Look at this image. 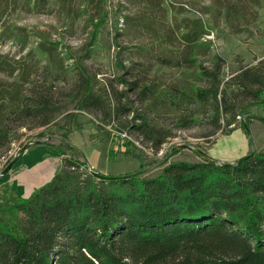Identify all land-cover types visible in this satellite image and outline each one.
<instances>
[{
  "label": "trees",
  "instance_id": "trees-1",
  "mask_svg": "<svg viewBox=\"0 0 264 264\" xmlns=\"http://www.w3.org/2000/svg\"><path fill=\"white\" fill-rule=\"evenodd\" d=\"M106 1L95 3L102 7ZM121 4L117 34L132 31L139 50L130 58H124L122 50L116 52L115 80L100 88L87 61L93 58L107 14L97 22L89 20L90 38L78 55L43 33L30 47L23 26L12 30L1 25L12 9L39 13L59 7L75 19L80 11L71 0H0V40L14 34L20 53L25 52L13 61L9 54H0V74L14 78L8 84L0 81V151L10 149L22 128L54 124L61 115L72 117V111L87 112L110 125L118 122L158 151L175 136L173 129L197 125L199 117H210L212 129L202 135L206 139L220 130L231 133L242 115L250 124V108L264 104V71L243 67L233 76L241 90H224L226 58L209 36L223 17L233 32L248 30L264 0ZM132 4L137 12L126 11ZM149 44L158 51L148 50ZM36 56L50 68L49 88H39L30 78V61ZM23 59L28 61L21 63ZM166 69H174L177 77L162 76ZM68 73L72 90H52ZM26 85L29 90H24ZM170 116L173 129L159 122ZM63 129L61 137L69 140L68 124ZM54 148L62 163L51 180L29 196L14 189L3 200L0 264H264V148L238 165L209 157L177 160L165 163L154 176L138 173L106 180L92 174L89 164L76 156V147L61 142Z\"/></svg>",
  "mask_w": 264,
  "mask_h": 264
},
{
  "label": "rangeland",
  "instance_id": "rangeland-1",
  "mask_svg": "<svg viewBox=\"0 0 264 264\" xmlns=\"http://www.w3.org/2000/svg\"><path fill=\"white\" fill-rule=\"evenodd\" d=\"M120 3L124 4V0H107L102 7H97L95 0H71L72 7L80 11L79 15L75 16V19L71 18V11L66 15L60 11L59 7H45L39 13L12 9L4 15L1 25L12 30H16L18 26H23L25 28L24 32L28 34V45L30 47L36 44L39 38L38 34L43 33L48 39L59 41L61 43L60 48L66 45L71 46L73 52L80 55L84 50L83 47L89 41L93 21L97 22L98 18L107 14L106 17L104 16L107 22L102 27L93 58L87 61L90 70L97 74V86L103 88L105 83L109 82V80H115V75H117L114 59L116 52L122 50L124 58H130L129 56L132 55L134 50H139L137 46L139 39H136L132 31L131 35L117 34V30L121 26L118 8ZM129 8L130 10H126L127 12H137L139 10L135 4L130 5ZM188 11L190 10L188 9ZM91 19L93 21H89ZM209 37L214 42L215 50L226 58L222 81L224 90H241L234 83L233 76L236 74L235 72L243 67L258 66L261 71H264V7L259 10L257 21L248 30L240 33L233 32L226 25L223 17L219 27ZM144 39H146V36H144ZM2 40H0V54H9V59L12 61L13 58L17 59L25 54V52L20 53L19 40L16 39L14 34L12 37L4 36ZM144 42L147 43V41ZM148 46V50H151V52L156 53L158 51L156 45L149 44ZM125 47H128V49H123ZM150 57V59H153V54ZM22 61L21 63H24L28 59H23ZM30 63V78L36 81L39 88H49L52 81L50 68H46V63L41 62L38 56L31 59ZM68 67V70L73 68L70 60L68 61ZM69 74L68 79L58 84L55 83L56 85L54 84L52 90H56V93L72 90L74 81ZM162 74L168 80L178 75L174 69H166ZM0 81L8 84L9 82H14V78L0 74ZM114 83L119 90L124 89V86L119 85L117 81H114ZM24 90H29L27 85ZM58 97L62 98L63 95ZM262 98L264 99V93ZM249 101L250 98L248 97L244 103ZM69 107L71 108V106ZM250 109L251 113L264 117V104L252 106ZM69 116L72 117L66 119L65 116L61 115L54 124L48 126L37 127L34 125L32 128H22L20 137L12 143L10 149L6 152L0 151V173L20 154L27 144L29 145L24 154L42 145L48 146L43 147L45 149H55L54 146L61 143V140L57 138H51L44 144L34 142L45 140L50 136L62 138L61 134L65 130L63 129L65 124H68L70 130L68 141L76 140L82 145L79 147L80 150H78L80 154L78 153L76 156L84 161L88 160L90 165L101 174L111 176L127 175L145 168L148 169L142 172L144 173L143 175L154 176L160 172L162 166L167 162L177 160L196 162L206 158L202 153L201 156L198 155L200 152L196 149H201L207 154L214 156L218 163L236 162L252 151L251 140L244 126V115L241 116L238 125L234 129L240 130L242 139L234 135V130L229 134H225L220 130L216 135L207 139L202 137L205 132L212 129L209 122L210 117L208 116L199 117L201 121L198 124L196 123L197 125L183 129H173L175 128V121L172 116L162 117L159 119L160 124L173 129L175 136L168 140L159 151L150 147L148 143H143L138 135L123 128L118 122L111 125L102 123L97 117L84 111H72ZM122 120L124 121L125 118ZM29 124L33 125V122L29 121ZM248 127L252 131L256 150L263 149L264 120L252 118ZM124 132L127 133V136ZM183 145H188L189 147ZM179 149H181L180 152L173 155ZM170 152H172L171 156L167 158ZM42 153H44L43 156H55V154H49L47 151ZM58 154L60 155L58 161L61 165L62 155L59 151ZM36 158L34 156L32 159L35 160ZM20 159L1 180L0 207L3 205V200L5 201L6 198L13 195L14 189L22 194L13 184L14 181H12L15 171H19L25 166L19 163ZM22 161L27 164L31 163L25 156ZM11 190L13 192H10ZM11 213L18 215L16 210H12Z\"/></svg>",
  "mask_w": 264,
  "mask_h": 264
},
{
  "label": "crops",
  "instance_id": "crops-1",
  "mask_svg": "<svg viewBox=\"0 0 264 264\" xmlns=\"http://www.w3.org/2000/svg\"><path fill=\"white\" fill-rule=\"evenodd\" d=\"M234 131V135L237 138L242 139V134L240 130L236 129ZM72 143H74L78 148L82 146L76 140H72ZM43 147L48 146L42 145L37 147L36 149H33L31 151L29 150L27 153H25L19 161L20 164H23L25 166H23L19 171H15V174L13 175V184L16 186V188L19 189L22 194H24V196H29L44 182H48L49 179L54 176V174L58 171L60 167V162L58 161L60 155L58 154V151L49 148L45 149ZM43 151H47L49 154L53 153L55 154V156H43ZM24 156L27 157V159L30 160L31 163L27 164L26 162L22 161ZM34 156L37 157L35 160L32 159L34 158Z\"/></svg>",
  "mask_w": 264,
  "mask_h": 264
},
{
  "label": "water",
  "instance_id": "water-1",
  "mask_svg": "<svg viewBox=\"0 0 264 264\" xmlns=\"http://www.w3.org/2000/svg\"><path fill=\"white\" fill-rule=\"evenodd\" d=\"M250 117H252V118H257V119H260V120H264V117H262V116H260V115H257V114H254V113H250V114H248ZM244 126H245V128H246V132H247V134H248V136L250 137V140H251V145H252V151L249 153V154H247V155H245V156H243L242 158H240L239 160H237L236 162H232V163H227V162H220V164H223V165H238V164H240L242 161H244L246 158H248L249 156H251V155H253L254 153H255V151H256V146H255V144H254V140H253V138H252V131H251V129L248 127V124H246V123H244ZM51 138H57V139H59V140H61V142H64V143H67V144H69V145H72V146H74V147H76L78 150H80L74 143H72V142H70V141H68V140H64V139H62V138H60V137H56V136H50V137H48V138H46L45 140H42V141H35L34 143H46V141H48L49 139H51ZM28 145L29 144H27L23 149H22V151L20 152V154L0 173V181L7 175V173H8V171L12 168V166L15 164V163H17L18 162V160L20 159V157L24 154V152H25V150L28 148ZM183 146H185V145H183ZM185 147H189L188 145L187 146H185ZM176 149V148H175ZM174 149V150H175ZM198 152H200V153H202V154H204L206 157H209V158H211V159H214L215 160V158L213 157V156H211V155H209V154H207L206 152H204V151H202L201 149H196ZM171 153L172 152H170L169 154H168V156H167V158H169L170 156H171ZM86 162L89 164V166H90V170H91V172H92V174H94L97 178H99V179H112V178H119V177H127V176H130V175H134V174H137V173H142L143 171H145L146 169H148V168H145V169H141V170H138V171H136V172H133V173H130V174H127V175H121V176H111V175H105V174H101L99 171H97L92 165H90V163L88 162V160H86Z\"/></svg>",
  "mask_w": 264,
  "mask_h": 264
},
{
  "label": "built area",
  "instance_id": "built-area-1",
  "mask_svg": "<svg viewBox=\"0 0 264 264\" xmlns=\"http://www.w3.org/2000/svg\"><path fill=\"white\" fill-rule=\"evenodd\" d=\"M125 133V135L127 136V133L126 132H124Z\"/></svg>",
  "mask_w": 264,
  "mask_h": 264
}]
</instances>
